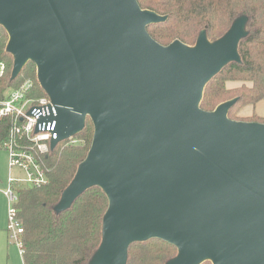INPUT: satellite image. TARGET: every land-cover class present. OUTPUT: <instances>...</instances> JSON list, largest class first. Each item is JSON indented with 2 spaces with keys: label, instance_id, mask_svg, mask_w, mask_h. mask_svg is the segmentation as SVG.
Listing matches in <instances>:
<instances>
[{
  "label": "water",
  "instance_id": "obj_1",
  "mask_svg": "<svg viewBox=\"0 0 264 264\" xmlns=\"http://www.w3.org/2000/svg\"><path fill=\"white\" fill-rule=\"evenodd\" d=\"M138 0H0L14 57L51 98L58 140L95 129L86 159L55 210L99 187L109 199L90 264H127L133 243L178 248L167 264H264V123L229 117L238 98L201 108L207 84L231 62L248 17L211 42L158 43L165 22Z\"/></svg>",
  "mask_w": 264,
  "mask_h": 264
},
{
  "label": "trees",
  "instance_id": "obj_2",
  "mask_svg": "<svg viewBox=\"0 0 264 264\" xmlns=\"http://www.w3.org/2000/svg\"><path fill=\"white\" fill-rule=\"evenodd\" d=\"M142 9L167 16L162 23L148 26V32L158 43L168 46L180 40L195 46L202 31L214 42L224 36L240 17H248V35L241 40V62L225 66L206 86L201 108L214 111L220 104L238 98L229 117L238 118L246 106L256 108L264 101V0H138ZM9 35L0 27V60L7 72L0 77V102L12 89L32 84L31 97L47 96L41 87L37 67L33 62L12 80L13 56L7 52ZM240 86L229 88L228 83ZM248 121L264 123L256 112ZM12 119L0 121V150L5 149L11 135ZM94 125L87 120L76 135L78 144L68 140L40 155L49 182L38 188L18 190V219L24 228L22 235L24 264H90L103 239V220L109 207L106 193L94 187L83 193L67 211L55 208L74 179L80 164L86 159L94 138ZM25 145H28L26 143ZM127 264H167L178 255V248L164 240L151 239L133 243ZM203 264H213L207 261Z\"/></svg>",
  "mask_w": 264,
  "mask_h": 264
},
{
  "label": "built area",
  "instance_id": "obj_3",
  "mask_svg": "<svg viewBox=\"0 0 264 264\" xmlns=\"http://www.w3.org/2000/svg\"><path fill=\"white\" fill-rule=\"evenodd\" d=\"M6 72L7 64L0 60V77ZM31 89L32 84L27 82L19 89L10 90L5 100L0 102V121L11 118L13 122L10 139L5 147L10 152L11 174L8 179L9 187L4 193L10 201L8 229L21 254L24 251L21 240L24 228L18 219V190L24 189L23 185H26L27 189L38 188L49 182L40 155L51 150L52 141L59 138L56 131L57 121L50 119L57 116L51 98L48 95L31 97ZM67 140L70 144L80 142L76 136ZM26 143L28 145H25ZM14 170L20 171L22 175L14 176Z\"/></svg>",
  "mask_w": 264,
  "mask_h": 264
},
{
  "label": "rangeland",
  "instance_id": "obj_4",
  "mask_svg": "<svg viewBox=\"0 0 264 264\" xmlns=\"http://www.w3.org/2000/svg\"><path fill=\"white\" fill-rule=\"evenodd\" d=\"M1 27V26H0ZM14 59V57H13ZM27 83V82H26ZM25 83V84H26ZM239 82L228 83L229 88L240 86ZM256 112L259 116H264V101L257 104L256 108L253 106H246L238 112V118L245 120L236 121H248L246 118H250L252 114ZM10 152L5 148L0 150V264H24L23 256L20 253V249L15 240L11 238V232L9 231V206L10 201L6 197L4 191L8 189V179L11 174L9 167ZM14 176H21L22 174L18 170L13 171ZM26 188V185H23Z\"/></svg>",
  "mask_w": 264,
  "mask_h": 264
}]
</instances>
